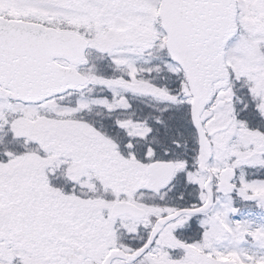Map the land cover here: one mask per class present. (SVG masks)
Segmentation results:
<instances>
[{"label": "snow or ice", "instance_id": "snow-or-ice-1", "mask_svg": "<svg viewBox=\"0 0 264 264\" xmlns=\"http://www.w3.org/2000/svg\"><path fill=\"white\" fill-rule=\"evenodd\" d=\"M0 264H264V0H0Z\"/></svg>", "mask_w": 264, "mask_h": 264}]
</instances>
